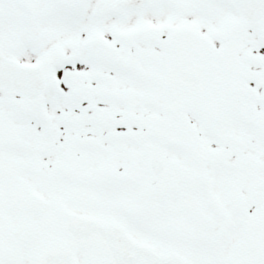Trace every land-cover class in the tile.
Masks as SVG:
<instances>
[{
  "label": "snow or ice",
  "instance_id": "obj_1",
  "mask_svg": "<svg viewBox=\"0 0 264 264\" xmlns=\"http://www.w3.org/2000/svg\"><path fill=\"white\" fill-rule=\"evenodd\" d=\"M0 264H264V0H0Z\"/></svg>",
  "mask_w": 264,
  "mask_h": 264
}]
</instances>
